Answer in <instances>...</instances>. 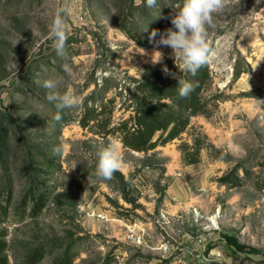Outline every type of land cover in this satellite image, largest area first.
Returning a JSON list of instances; mask_svg holds the SVG:
<instances>
[{"label":"rangeland","instance_id":"obj_1","mask_svg":"<svg viewBox=\"0 0 264 264\" xmlns=\"http://www.w3.org/2000/svg\"><path fill=\"white\" fill-rule=\"evenodd\" d=\"M180 2L158 0L148 8L143 0H0V231L10 264H23L37 249L46 250L40 264H52L71 245L74 264H264V0H233L214 16L211 110L193 117L176 140L133 152L117 135L102 137L99 128L79 123L87 105L115 97L113 121H119L120 91L145 66L174 61L171 48L149 35L172 27L174 13L163 5ZM65 3L71 14L61 58L49 30ZM155 50L164 58L154 64ZM46 79L59 80L60 93L71 88L82 98L79 108L64 109L63 124L53 119ZM113 140L125 166L101 181L96 151ZM196 140L203 143L199 162L188 164L182 146ZM60 145L62 155L53 151ZM47 157L61 166L53 175L36 171ZM238 164L242 184H223ZM40 195L43 208L34 216L32 197ZM227 236L255 252L238 251Z\"/></svg>","mask_w":264,"mask_h":264},{"label":"trees","instance_id":"obj_2","mask_svg":"<svg viewBox=\"0 0 264 264\" xmlns=\"http://www.w3.org/2000/svg\"><path fill=\"white\" fill-rule=\"evenodd\" d=\"M120 28L131 38H136L125 23L120 25ZM135 40L138 41V39ZM165 66L169 69V74H165L163 71ZM171 73H176V79L173 78ZM179 79L188 80L195 86L194 91L187 98H181L178 95ZM212 83L213 74L209 63L199 69L193 76L190 73L186 74L180 71L175 66L174 61L168 57L157 67L145 66L141 78L134 79L124 90L120 91V95L125 91L124 102L121 106V109L125 108V114L119 121H113L115 97L107 102L96 99L91 105H87L79 123L83 128H99L96 134L102 137L117 135L123 146L129 151L149 153L179 138L190 127L193 117L210 113L212 100L206 94ZM251 94L253 93H247V95ZM53 111L54 113L57 111L54 106ZM61 116L62 119L59 122L56 121L58 125L68 121L64 110ZM2 141L1 145L6 152L9 149L6 143L7 139ZM202 149L203 143L201 140H196L193 146L184 144L182 146L184 160L188 164L199 162ZM33 156H31L32 160H35ZM32 162L38 163V161ZM42 162L44 167L36 170L40 173L53 175L61 169V166L53 158H44ZM240 168L241 165L238 164L220 181L233 187L240 186L242 184L239 177ZM29 196L25 197L23 207L27 206L29 198H31ZM32 198L34 200L33 215L37 216L42 211L45 196L40 195L37 198L33 196ZM11 199L12 195L9 192L7 202L10 203ZM1 210L5 215L8 214L7 206L1 205ZM5 236V232L0 231V264H10L9 245ZM226 239L230 245L240 252L248 250L255 252L240 244L232 236H227ZM71 251L72 245L65 248L64 252L52 264H74ZM45 256V249H37L24 259L23 264H40Z\"/></svg>","mask_w":264,"mask_h":264},{"label":"clouds","instance_id":"obj_3","mask_svg":"<svg viewBox=\"0 0 264 264\" xmlns=\"http://www.w3.org/2000/svg\"><path fill=\"white\" fill-rule=\"evenodd\" d=\"M138 3L141 0H137ZM148 8L158 6V0H143ZM238 2V0H237ZM233 3V0H181L180 3H165L163 6L170 7L173 15L170 16L172 27L160 32L153 29L149 40L156 45L169 47L172 50V57L175 66L184 73L195 75L199 69L210 63L213 50L209 44V29L214 28V16L224 12ZM159 8V13H160ZM71 14V7L68 3L56 9L49 30V38L53 40V47L61 58H66V42L68 39L67 17ZM147 31V28L146 30ZM159 36L157 40L156 37ZM140 52H143L140 49ZM164 53L155 50L152 54V62L160 63ZM177 61L179 62L177 64ZM66 73H71L68 63L62 65ZM165 74H169L167 66L164 67ZM176 79V73H171ZM59 80L46 79L43 87L48 90L46 100L54 105L57 110L53 119L59 122L62 119L61 113L64 109H77L82 104V98L71 88L63 93L57 91ZM194 84L185 79L178 80V95L187 98L194 91ZM264 104V101L261 100ZM64 145L53 149L54 153L62 155ZM77 166V165H76ZM74 166L73 169L76 167ZM121 148L115 140L102 144L96 151L95 176L101 181H110L114 174L124 167Z\"/></svg>","mask_w":264,"mask_h":264}]
</instances>
